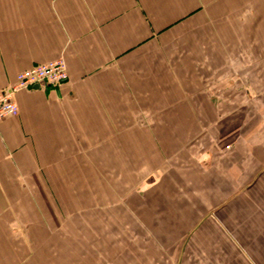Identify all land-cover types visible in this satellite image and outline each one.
<instances>
[{
    "label": "crops",
    "instance_id": "1",
    "mask_svg": "<svg viewBox=\"0 0 264 264\" xmlns=\"http://www.w3.org/2000/svg\"><path fill=\"white\" fill-rule=\"evenodd\" d=\"M59 59L0 123V264L131 216L215 251L151 264H264V0H0V92Z\"/></svg>",
    "mask_w": 264,
    "mask_h": 264
},
{
    "label": "rangeland",
    "instance_id": "2",
    "mask_svg": "<svg viewBox=\"0 0 264 264\" xmlns=\"http://www.w3.org/2000/svg\"><path fill=\"white\" fill-rule=\"evenodd\" d=\"M231 149L228 147V151ZM79 221L83 222L78 225L82 226L84 230L90 229L87 227L86 219H79ZM89 221L95 226L96 232L75 234L67 232V226H70V222L69 219H63L62 242L64 248L58 251L56 256L54 254L56 251L53 249L47 250V254L51 255L53 259L55 258L59 264H141V258L144 259L146 256L171 261L175 257H183V253L186 251L185 256L187 258H198L202 252L206 257H215L214 248L208 246L209 244L200 243L197 235H193L195 237L193 243L196 244L197 248L190 249L188 246V250H186L180 244L181 239L172 242L170 240L171 235L155 234L144 227L139 219L132 216L126 220L123 219V223H121L122 227L128 229V233H117L113 227L106 228L104 220L100 218H91ZM103 227L108 232L105 230L106 233H102ZM87 240L89 241V250L86 249ZM76 241L79 244V249H71L70 243L76 244ZM88 252L91 257H88ZM142 264L151 263L144 259Z\"/></svg>",
    "mask_w": 264,
    "mask_h": 264
},
{
    "label": "built area",
    "instance_id": "3",
    "mask_svg": "<svg viewBox=\"0 0 264 264\" xmlns=\"http://www.w3.org/2000/svg\"><path fill=\"white\" fill-rule=\"evenodd\" d=\"M68 79L67 67L63 59L20 73L14 83L0 92V123L18 115V107L14 95L20 91L44 84L48 88L57 89Z\"/></svg>",
    "mask_w": 264,
    "mask_h": 264
}]
</instances>
